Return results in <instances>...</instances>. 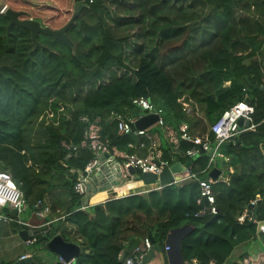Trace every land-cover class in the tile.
<instances>
[{"label":"trees","instance_id":"trees-1","mask_svg":"<svg viewBox=\"0 0 264 264\" xmlns=\"http://www.w3.org/2000/svg\"><path fill=\"white\" fill-rule=\"evenodd\" d=\"M76 2L82 6L66 31L71 45L38 33L41 46H35L28 28L7 29L9 19L0 13V170L12 175L29 207L50 196L52 208L59 206L65 215L33 244L47 248L65 226L63 239L81 248L76 264H123L130 238L151 236L152 245H165L168 232L184 225L190 227L180 243L183 261L224 264L236 246L258 235L264 245L256 223L237 221L257 195L253 214L264 221V0H54L52 8L0 0V6L19 12L21 20L58 29L70 20ZM245 76L258 86L247 85ZM140 96L160 108L175 131L185 123L191 134L205 128L179 98L200 105L211 124L249 97L255 127L236 135L226 149L228 182L214 185L217 214H199L200 185L194 180L120 198L112 193L90 212L78 209L74 183L93 156L81 145L86 126L81 117H102V138L133 152L126 144L140 137L118 135L106 116L111 110L143 114L131 103ZM151 131L163 137L160 129ZM162 142L164 158H172L170 144ZM193 146L179 139L180 149ZM175 160L186 159L174 155ZM208 160L202 152L192 160L200 179L208 176Z\"/></svg>","mask_w":264,"mask_h":264},{"label":"built area","instance_id":"built-area-1","mask_svg":"<svg viewBox=\"0 0 264 264\" xmlns=\"http://www.w3.org/2000/svg\"><path fill=\"white\" fill-rule=\"evenodd\" d=\"M6 5L0 6V13H4L7 10ZM181 102L184 110L190 113H197V105L192 107L190 102L185 100L183 97L178 99ZM133 105L141 108L144 113L134 117L128 116L124 113L111 110L106 120L112 122L115 125L118 135L122 136L125 134H133L140 137L138 142H128L127 148H131L133 152H127L120 150L116 146H111L108 139L102 138L101 135V122L102 117L97 116L90 119L86 116H82L81 119L85 122L86 126L83 131L82 146L87 148L93 153V156L85 164L83 171L78 173L77 179L74 183L75 192L81 196V204L78 207L80 210H86L95 204H89L88 200L91 196L90 184L92 180L103 181L106 180V173L103 168V162L107 159H118L119 167L122 178H128L123 181L122 184L130 182V168L134 172L139 171L151 172L159 175L165 166L171 165L174 161V155L179 156L183 159H195L200 153L201 148L208 150L212 148V153L209 156L208 164L206 169L211 170L214 163L215 157L222 155L219 152V144L222 142L233 141L236 135L246 130H253L254 124L252 114L254 107L250 102H246L244 99L236 102L228 109L224 110L222 114L211 124H209L208 130L204 135L191 134L188 130V126L182 123L178 126V131H175L172 126L166 124L162 117V110L157 108L148 97L140 96L131 100ZM145 114H156L158 116L155 121V125L160 128L162 135L166 142L171 145V151L174 154L172 158L166 159L163 156L162 141L159 133L152 132L149 127L144 129H138L135 127L136 120ZM239 118L243 119V125L240 126L237 122ZM248 122V126L244 125V122ZM153 125V124H152ZM210 134H213V140L210 138ZM187 140L193 143V147L182 150L179 148V139ZM67 149L76 150V146L65 144ZM70 156V154L68 155ZM229 158L225 156V161ZM192 167V166H191ZM191 167H187L184 172L178 173L176 178L172 181L159 184L158 182H152V186L145 189L133 190L131 192L123 193L119 188L115 192L112 198H120L134 193H147L151 190H158L165 186L172 184H180L188 181H198L200 185L199 197L196 202L202 204V208L199 214L209 213L215 215L218 213V209L215 205V191L214 185L217 182H228L227 176L219 174L216 179H212L207 176L205 179L197 177L195 172H192ZM110 196V197H111ZM258 195L256 198L250 201L253 206L256 204ZM29 208L28 201L24 197L22 191L12 178V175L8 171L0 170V221L6 223H16L27 230L31 236L30 239L25 240L28 244L36 242L38 234H45L53 220L63 219L65 215H60L53 220L44 221L41 224H33L27 220H21L10 214V211L14 213H24ZM34 214L37 217L44 218L49 212L50 207L46 200H37L34 205ZM247 208L237 217L238 222H243L246 219H250L257 225L258 232H264V224L258 226V220L253 214V210L250 215H247ZM152 248V241L149 238H144L134 248L131 255L124 257L123 264H143L145 252ZM166 251H170L171 244L166 243L164 245ZM122 255V253H121ZM26 255H22L23 258ZM264 264V252L262 254H254L252 257H244L241 259L239 264ZM57 264H76L75 258L65 259L62 256L57 255ZM183 264H199L196 258H192L189 261H184ZM209 264H215L211 261Z\"/></svg>","mask_w":264,"mask_h":264},{"label":"water","instance_id":"water-1","mask_svg":"<svg viewBox=\"0 0 264 264\" xmlns=\"http://www.w3.org/2000/svg\"><path fill=\"white\" fill-rule=\"evenodd\" d=\"M82 6L81 2H76L74 5V10L73 14L70 18V20L61 28L58 29H52L48 26H42L37 20H34L32 18L30 19H19L18 14L19 12L13 11L10 9H7L4 13L9 19L7 29L10 28L11 25L17 24L20 26H23L25 28H28L30 30L31 34V39L35 46H41L39 42L37 41L36 37L38 33H43V34H48L55 39L62 40L67 42L68 44H72L71 40L68 38L66 35V31L68 29V26L72 23L74 17L79 13V10ZM245 80L247 85L251 86L252 88H256L258 85L256 83H251L249 80L248 76H245ZM244 100L246 102H249V97H245ZM158 116L156 114H145L141 117H139L136 122H135V127L138 129H144L152 124L155 123L157 120ZM238 124L240 126L243 125V119L239 118L237 120ZM245 126H248V122H244ZM233 142L230 141L228 143L222 142L219 144V152L222 155L220 159V168L218 167H213L211 170L208 172V176L211 177L212 179H216L217 176L220 174L221 168H224L226 163H225V156H226V149L229 145H231ZM201 152L204 153L207 157H209L212 153V148H209L208 150H204L201 148ZM192 166V161L191 159H186L185 161H174L171 165L165 166L161 173L159 175H156L151 172H143L141 173V179L145 183H151V182H158L159 184H165L170 181H172L174 178H176L178 173L184 172L187 167ZM130 173H134V170L130 168ZM87 212H90V209H86ZM253 210V204L250 203L247 207V215H250ZM264 224V221H259L258 226ZM190 226L184 225L180 228L173 229L170 232H168L166 236V243L171 244V249L169 251V254L167 256L168 259V264H183V259L181 256V251H180V243L181 239L184 236V234L187 232ZM65 229V226L62 228V230L57 233L56 235L50 237L47 241V248L49 251L52 253H55L56 255L62 256L65 259H70L72 257L76 258L80 251V245L76 244L74 242H68L63 239L61 233ZM19 236L23 240L30 239L31 236L28 234L27 230L21 229L19 231ZM151 239V236H149ZM139 244L138 239L136 238H130L128 242L126 243V247L124 248L122 252V258L126 257L129 253H132L134 248ZM14 264H33L32 257L29 255L24 256L23 258H18Z\"/></svg>","mask_w":264,"mask_h":264},{"label":"crops","instance_id":"crops-1","mask_svg":"<svg viewBox=\"0 0 264 264\" xmlns=\"http://www.w3.org/2000/svg\"><path fill=\"white\" fill-rule=\"evenodd\" d=\"M199 109H201V107L200 105H197V112ZM160 138L161 141L164 140L165 143H167L164 137ZM213 167L220 168V164L213 163L212 168ZM103 168L107 178L106 180L100 182L92 180L90 184L92 194L89 199H87L88 203L90 202L89 204H103L112 195V193L117 192L119 188L123 191V193L141 189L139 187L136 188L135 185L131 186L127 184H122V182L125 181L126 177L122 178L121 176L118 159L105 160L103 162ZM231 171L232 169L229 168V172ZM220 174H222L223 177L226 176L225 167L221 168ZM45 200L50 207V213H55V216L54 218H52V220L55 219L58 215L63 214V209L59 206H56L55 209L52 208V198L50 196H46ZM67 225L71 228L70 224L67 223ZM20 230L21 229H18V231L16 232L12 222L6 223L0 221V264H14V262L22 255L31 256L33 263L35 264H57V255L55 253H52L51 251H49L48 248H45L42 243L36 244V246H33V244H28L19 236ZM71 231V233L74 232L72 229ZM73 236L76 235L73 233ZM263 248L264 245L260 241V235H258L256 240L241 243L240 245L236 246L228 257V259L224 262V264H237L244 257H252L250 255L252 253V255H254L262 252ZM49 252H51L52 254H50ZM168 254L169 251H166L164 249V245H152V248L145 252L143 264H165L166 262L168 263ZM34 256L36 259L34 258Z\"/></svg>","mask_w":264,"mask_h":264},{"label":"rangeland","instance_id":"rangeland-1","mask_svg":"<svg viewBox=\"0 0 264 264\" xmlns=\"http://www.w3.org/2000/svg\"><path fill=\"white\" fill-rule=\"evenodd\" d=\"M32 1L35 2V3H37V4H40V5H45L48 8H52V6H55L54 5L55 4L54 3V0H32ZM109 8L112 9L113 7L111 6ZM66 15H69V13H66ZM52 115L53 114L49 113L47 115V117H51ZM198 115H199L198 118L201 121V124L200 125L203 126L202 128H205V129L204 130H199L198 133H195V134H197V135H204V133H206L207 130H208L209 123L206 121V118H205V115H204V112H203V109L202 108L198 110L197 116ZM149 128L151 130L155 131L157 129V126L155 124H153ZM219 161H220V157L219 156H216L215 157V160H214V164H219ZM127 179L128 178H125V180H127ZM130 180L131 181L128 182L127 185H131V186L132 185H135L136 188L139 187L141 189H145V188L151 187L153 185L152 182L151 183H145V182H143L142 179H141V174L139 175V173L137 171L135 173H132L131 174ZM10 214H12L13 216H15L18 219L27 220V221H29V222H31L33 224H40L41 222L44 221V219L35 216V214H34V208H31V207H29L24 213H14L13 214L10 211ZM54 216H55V213L52 212V213H50V214H48L46 216V219L47 220H50V219L54 218ZM12 224L14 225V229L17 232L18 231V227H19L18 224L13 223V222H12ZM66 237H69L68 236V232L66 233ZM33 246H36V244H33ZM49 253L52 254L51 252H49ZM252 254H250V255L253 256Z\"/></svg>","mask_w":264,"mask_h":264},{"label":"clouds","instance_id":"clouds-1","mask_svg":"<svg viewBox=\"0 0 264 264\" xmlns=\"http://www.w3.org/2000/svg\"><path fill=\"white\" fill-rule=\"evenodd\" d=\"M192 161V160H191Z\"/></svg>","mask_w":264,"mask_h":264}]
</instances>
